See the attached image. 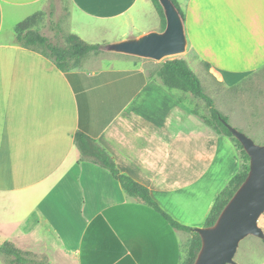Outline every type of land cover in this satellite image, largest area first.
Wrapping results in <instances>:
<instances>
[{
	"label": "crops",
	"instance_id": "1",
	"mask_svg": "<svg viewBox=\"0 0 264 264\" xmlns=\"http://www.w3.org/2000/svg\"><path fill=\"white\" fill-rule=\"evenodd\" d=\"M48 1L52 7L53 0H0V245L45 254L52 264H184L189 233L128 195L82 154L76 135L91 138L164 213L193 229L206 227L242 168L234 143L198 111H208L205 103L167 88L146 62L78 70L70 79L21 47L16 26ZM175 1L185 61L209 93L236 88L264 67V0ZM70 3L83 20L66 34L88 44L114 23L131 37L161 31L150 0Z\"/></svg>",
	"mask_w": 264,
	"mask_h": 264
},
{
	"label": "trees",
	"instance_id": "2",
	"mask_svg": "<svg viewBox=\"0 0 264 264\" xmlns=\"http://www.w3.org/2000/svg\"><path fill=\"white\" fill-rule=\"evenodd\" d=\"M172 1L178 7L182 17L184 18V14L177 2L175 0ZM151 2L156 7L162 18V30H164L166 27V19L162 7L158 0H151ZM40 16L41 13H36L16 26V41L21 47L36 51L51 60L61 72L68 76V78L72 79L73 76L76 75V70L73 69L72 65L73 62L78 63L88 55H97L102 52L100 50V45L88 44L73 34H67L64 45L52 43L47 36H44L40 30L36 28V24ZM158 77L167 88L190 93L195 98L204 101L210 113V119H206V122L218 134L225 135L232 140L241 160L244 162L242 164L241 170L231 179L228 186L221 192L213 206L210 217L206 223V227H212L216 224L223 210L234 197L238 189L246 181L250 173V157L245 152L241 143L236 138H234L230 130L224 124V122H229L228 117L223 115L217 109L215 101L204 91L201 80L193 72L184 59H167L159 69ZM76 143L86 158L91 159L94 163L109 170L112 176L121 184L122 188L128 195L141 199L149 207L161 212L166 217V219L170 221L174 228L185 231L192 235L190 250L187 254L188 256L184 264H188V261L189 264H195L203 246L201 236L195 231V229L183 226L172 220L152 199L148 188L134 181L130 177L121 174L117 169L114 160L108 155V153L98 146L86 134L81 132L77 133ZM0 253L12 257L13 264H52L46 256H44L46 260L44 263L41 261L37 262L35 259L29 258L28 256L34 254L30 252H24L9 242H5L4 244L0 245Z\"/></svg>",
	"mask_w": 264,
	"mask_h": 264
},
{
	"label": "water",
	"instance_id": "3",
	"mask_svg": "<svg viewBox=\"0 0 264 264\" xmlns=\"http://www.w3.org/2000/svg\"><path fill=\"white\" fill-rule=\"evenodd\" d=\"M166 27L120 41L104 44V53L162 62L183 55L188 49L185 20L172 0H158ZM250 157V173L212 227L197 228L202 249L195 264H236L240 243L248 236L264 239L258 221L264 213V145L224 122Z\"/></svg>",
	"mask_w": 264,
	"mask_h": 264
},
{
	"label": "rangeland",
	"instance_id": "4",
	"mask_svg": "<svg viewBox=\"0 0 264 264\" xmlns=\"http://www.w3.org/2000/svg\"><path fill=\"white\" fill-rule=\"evenodd\" d=\"M53 6L50 7L49 1L46 7L40 10L41 16L38 18L36 28L40 32L47 36L54 44H65L66 32L71 33L78 28V23L75 21H82L83 19L78 15L75 10H71L70 0H53ZM151 5L156 9L150 0ZM72 13V15H71ZM159 15L162 30V18L156 9V17ZM76 23L67 24L68 19ZM70 20V21H71ZM152 20V18H151ZM65 25V26H63ZM59 27V28H55ZM109 31L94 34L90 38V44L104 45L122 39L131 37L129 35V28H124L121 24H110ZM60 31H59V30ZM65 29V31L63 30ZM188 51V49H187ZM186 52L183 55L168 58L172 60L174 58H182L186 60L189 54ZM134 61L136 63L146 62L148 65L154 67L155 71H159L165 59L162 62H155L146 59H140L130 56H122L117 54H109L101 52L97 55L91 54L85 57L80 62H73V69L78 70H101L107 68H131L130 65H122V61ZM149 61V62H148ZM187 63V62H186ZM188 64V63H187ZM156 67V68H155ZM201 80L202 85L207 81L201 77V73H195ZM206 87V85H204ZM204 91L215 101L217 109L225 116L228 117V124L237 129L238 131L244 133L250 139H252L257 145H264V67L254 74L249 76L243 83L233 89H226L224 87H219L217 93L212 95L209 93L207 88ZM201 103H205L200 100ZM206 105V104H204ZM207 107V106H206ZM208 108V107H207ZM198 111L202 114H206V119H210L209 109L204 112V109L199 108ZM242 160V164H243ZM259 227L264 231V213L258 221ZM187 240V253L185 259H187V254L190 250V245L192 241V235L188 234ZM44 256L45 254H34L28 256L29 258L35 259L37 262H46ZM47 257V256H46ZM48 258V257H47ZM12 257L3 255L0 253V264H13ZM49 260V259H48ZM197 260V259H196ZM50 261V260H49ZM236 264H261L264 261V242L262 239L256 236H248L245 238L238 248V251L234 257ZM189 264V261H188Z\"/></svg>",
	"mask_w": 264,
	"mask_h": 264
}]
</instances>
